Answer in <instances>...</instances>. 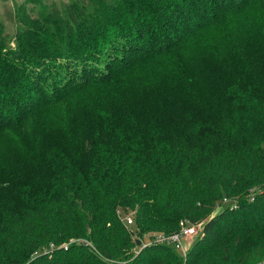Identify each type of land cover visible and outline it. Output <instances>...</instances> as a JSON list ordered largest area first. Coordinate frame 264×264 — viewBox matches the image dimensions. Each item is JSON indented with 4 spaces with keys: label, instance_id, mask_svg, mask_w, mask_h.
<instances>
[{
    "label": "trees",
    "instance_id": "16d2710c",
    "mask_svg": "<svg viewBox=\"0 0 264 264\" xmlns=\"http://www.w3.org/2000/svg\"><path fill=\"white\" fill-rule=\"evenodd\" d=\"M256 5L264 9V0L53 3L41 27L20 26L17 47L0 22V137L16 139L34 172L28 183L5 186L0 264H263L264 80L252 79L237 106L230 92L201 90L182 94L183 106L168 112L159 109L166 97L138 114L93 108L85 122L68 110L83 89L172 60ZM70 59L86 63L74 86L62 69ZM51 107L64 116L65 135L40 142L32 123ZM0 169L11 180L6 162ZM182 220L201 223L185 255L153 239L178 231ZM53 254L63 256L52 261Z\"/></svg>",
    "mask_w": 264,
    "mask_h": 264
},
{
    "label": "rangeland",
    "instance_id": "374dc122",
    "mask_svg": "<svg viewBox=\"0 0 264 264\" xmlns=\"http://www.w3.org/2000/svg\"><path fill=\"white\" fill-rule=\"evenodd\" d=\"M69 1L71 0H0V22L4 25L5 39L9 46L17 47L20 26L41 27V17L53 3L63 7ZM263 11V8L256 5L249 13H238L227 20L222 19L216 27L209 28L200 38L192 39L185 48L177 51L172 60L161 64H144L139 69L125 74L116 85L98 86L92 90L83 89L68 101L71 116L75 113L85 122L93 108L104 111L105 106L108 108L121 106L122 115L132 109L138 114L136 108H142L146 104L154 105L163 97H166V100L159 105V109L168 112L183 106L181 100L187 97L182 94L201 90L230 92L229 96L235 98L232 106L240 105L243 99L239 97L242 89H246L252 79L257 82L264 80ZM195 23L192 22L193 25ZM63 64L66 83L69 86L76 85L82 79V67L86 63L82 60L70 59L63 60ZM87 64L90 66V62ZM185 67L188 73L192 72V81L186 78L183 71ZM115 86L119 87V96L116 95ZM177 89L180 92H176ZM176 95L181 96L175 103ZM167 97L173 102L170 103ZM186 103H189L188 106L185 105L186 108L193 107L192 103ZM63 119L62 113L51 107L37 116L32 123V130L35 134L43 136L40 142L46 139H61L65 135ZM95 122L100 121L98 119ZM15 140L7 134L0 137V156H2L0 165L6 162L9 173L13 176L9 181L4 180L6 174L0 169V204L1 200L11 192V187L5 188V186L10 182L28 183L32 181L34 175L33 168L25 159L28 157L21 156L22 150ZM46 143L48 142H44V147ZM132 213L134 214L133 211ZM84 236L86 235L80 234L82 239ZM148 239L149 237L145 236L141 241L147 243ZM65 243L66 241L62 245ZM54 246L56 245L52 243L42 251H49ZM178 250L183 254L182 249ZM61 256L63 255L53 254L49 258L58 261Z\"/></svg>",
    "mask_w": 264,
    "mask_h": 264
},
{
    "label": "built area",
    "instance_id": "2783aa9c",
    "mask_svg": "<svg viewBox=\"0 0 264 264\" xmlns=\"http://www.w3.org/2000/svg\"><path fill=\"white\" fill-rule=\"evenodd\" d=\"M254 192L250 194V199H253ZM226 198H224V201ZM126 222L131 224L134 222L132 215L126 217ZM201 228V223H190L189 220H182L180 222V229L172 233H157L153 235V239L157 242L170 243L175 246L177 249H182L183 254L185 255L188 251V248L192 241L195 239ZM72 239L71 241H73ZM187 242V243H186ZM264 264V262H263Z\"/></svg>",
    "mask_w": 264,
    "mask_h": 264
},
{
    "label": "water",
    "instance_id": "95a60500",
    "mask_svg": "<svg viewBox=\"0 0 264 264\" xmlns=\"http://www.w3.org/2000/svg\"><path fill=\"white\" fill-rule=\"evenodd\" d=\"M137 245H141V240L137 239Z\"/></svg>",
    "mask_w": 264,
    "mask_h": 264
}]
</instances>
